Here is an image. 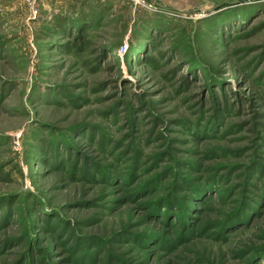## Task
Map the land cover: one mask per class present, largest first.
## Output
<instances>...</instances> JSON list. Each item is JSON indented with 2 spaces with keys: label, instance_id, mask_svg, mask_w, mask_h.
Returning a JSON list of instances; mask_svg holds the SVG:
<instances>
[{
  "label": "rangeland",
  "instance_id": "rangeland-1",
  "mask_svg": "<svg viewBox=\"0 0 264 264\" xmlns=\"http://www.w3.org/2000/svg\"><path fill=\"white\" fill-rule=\"evenodd\" d=\"M0 264H264V0H0Z\"/></svg>",
  "mask_w": 264,
  "mask_h": 264
},
{
  "label": "built area",
  "instance_id": "built-area-1",
  "mask_svg": "<svg viewBox=\"0 0 264 264\" xmlns=\"http://www.w3.org/2000/svg\"><path fill=\"white\" fill-rule=\"evenodd\" d=\"M38 0H23L24 3H26L28 6H33L34 3H36ZM122 49L125 51V47H122Z\"/></svg>",
  "mask_w": 264,
  "mask_h": 264
},
{
  "label": "water",
  "instance_id": "water-1",
  "mask_svg": "<svg viewBox=\"0 0 264 264\" xmlns=\"http://www.w3.org/2000/svg\"><path fill=\"white\" fill-rule=\"evenodd\" d=\"M238 3H243L245 0H236Z\"/></svg>",
  "mask_w": 264,
  "mask_h": 264
}]
</instances>
